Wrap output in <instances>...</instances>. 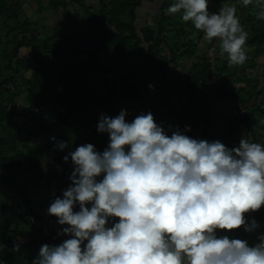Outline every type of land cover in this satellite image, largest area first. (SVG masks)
<instances>
[{"label": "clouds", "instance_id": "obj_1", "mask_svg": "<svg viewBox=\"0 0 264 264\" xmlns=\"http://www.w3.org/2000/svg\"><path fill=\"white\" fill-rule=\"evenodd\" d=\"M209 4L173 0L167 13L218 40L229 64L244 65L248 33L236 8L213 12ZM57 106L31 111L45 116ZM128 115H99L97 132L108 137L102 151L92 143L73 150L51 137L72 166L70 184L46 210L64 226L57 232L63 239L42 244L31 264H264V232L252 244L231 234L261 227L245 214L264 206V143L243 135L229 148L187 135L190 125L166 129L151 111Z\"/></svg>", "mask_w": 264, "mask_h": 264}, {"label": "trees", "instance_id": "obj_2", "mask_svg": "<svg viewBox=\"0 0 264 264\" xmlns=\"http://www.w3.org/2000/svg\"><path fill=\"white\" fill-rule=\"evenodd\" d=\"M141 1L49 0L48 9L61 12L62 24H66L68 18L73 20L75 30L69 36L57 30L42 36L45 25L40 26L41 23L32 20L25 11L27 5L32 8L38 0H0V19L8 29L6 34L0 33V53L7 57L0 59V86L19 81L20 66L45 78L46 95L55 93L68 103L75 101L95 128L101 113L115 116L118 104L127 106L140 102L165 128L166 123L181 129L190 125L191 131L186 134L193 138L220 140L229 148L237 146L240 140L236 139L237 133H245L250 125L249 118L264 115V19L260 18L264 13V0H253L247 6L242 0H210L209 10L213 12L225 4L235 3L240 23L248 33V59L242 66L229 64L227 55L221 54L218 40L204 39L203 33L194 29L190 22L182 21L179 13L169 15L167 8L173 0H160L161 17L153 24L145 23L139 30L135 9ZM244 11L246 13L242 14ZM128 14L129 19L125 17ZM205 41L213 42L214 46L215 64L209 66ZM5 43H9L7 46L17 43L19 50L28 49L26 60L17 64L18 55H8V49L3 47ZM199 47L202 55L195 53ZM106 53L113 61L109 65H103L104 60H101ZM75 56L80 59L73 61ZM183 60L190 61L183 66ZM99 62H103L102 68ZM180 67L187 72L183 83L170 79L171 72ZM204 70L215 76L214 83L200 79L201 84L194 87L192 80ZM107 74L112 75L111 81L105 78ZM149 84L154 85V89H150ZM105 88L107 91L103 90ZM199 91L204 93L203 101L210 103H207L210 107L207 110L194 100ZM9 92L2 94V100ZM181 95L184 98L179 104L181 109L173 111L172 106ZM182 109L188 112L181 114ZM203 117L208 121L206 131L202 130ZM98 136L108 142L106 134L97 132ZM69 140L67 137L66 141ZM12 198L20 208L24 225L36 230L38 238L42 236L43 239L44 230L37 220L38 212L31 206L30 196L24 197L23 191H16ZM261 209L256 211L255 220L260 219ZM242 227L236 230L243 236ZM20 234L16 228L10 230L0 226V261L6 257L7 250L14 247L4 246L17 241Z\"/></svg>", "mask_w": 264, "mask_h": 264}, {"label": "crops", "instance_id": "obj_3", "mask_svg": "<svg viewBox=\"0 0 264 264\" xmlns=\"http://www.w3.org/2000/svg\"><path fill=\"white\" fill-rule=\"evenodd\" d=\"M43 7L44 5H40L39 2L32 5V9L40 11L37 12L38 16L45 15L48 18L43 21L36 17L38 18L36 21L41 20V24L48 22V25L52 23L49 22L50 19L57 22L58 15L52 17L53 14L49 12L50 10L43 11ZM135 10L136 26L139 30L145 23L153 24L161 17L158 0H142ZM125 17L130 18L129 14ZM30 18L35 19V16ZM66 20L73 23V20L69 18ZM2 21L0 19V33L4 35L8 29ZM62 21L63 18L60 25H63ZM55 24L51 27L47 26V28L45 26L42 29V34L47 35L55 32L57 28L60 31L59 25ZM67 27L69 29L66 36H69L75 30V26ZM6 44L9 43H5L3 47L8 49V55H18L15 60L17 64L26 60L25 56L29 53L28 49L19 50L17 43L8 46ZM5 58L7 57L0 53V59ZM18 69L19 81L16 80L15 83L17 89L10 91L9 94H4V100L0 103V226L10 230L16 228L21 233V237L18 238V243L11 250H7V255L4 260L0 261V264H31L42 244H57L63 239V237L57 236V232L64 226L58 225L57 218L47 215L46 210L49 207L50 198L61 196L62 190L70 184L68 177L72 171V166L71 161L64 162L62 159L67 149L63 152L56 150L51 137L54 136L57 142L66 141V138L70 137L68 142L72 144L69 143L73 150L85 143L94 144L100 151L107 146L103 136L97 137V129L91 121L85 119V115L75 101L68 103L61 99L62 96L55 93L48 94L50 97H47L48 95L44 93L46 82L44 77L38 73L27 71L23 67L20 69V66ZM205 71L199 75L196 74L192 82L199 86V83L201 84L200 79L214 81L215 76ZM42 104H56L58 106L54 111L44 113L45 116L32 113L31 107ZM134 105L137 106L135 103L127 106L118 104L117 106L127 109L130 117L138 110L147 113L143 104H140V109ZM61 108L66 110L65 113L59 110ZM208 113L210 115V112ZM205 119L203 117L201 122L204 131H206L205 126L207 124ZM249 121L255 126L251 134L249 135V132L245 130V133H237L240 137L236 136V139H241L243 135H246L247 139L259 142L258 139L264 137V115L251 117ZM169 125L166 123V129ZM205 135H207L206 132ZM16 191H23L24 197L30 196L31 206L34 211L38 212L37 220L41 221L44 230L43 239H41L42 236L38 238V232L30 226H25L20 219V208L12 198ZM255 213H246L245 216L254 218ZM260 213H262L260 219L256 220L261 225L259 229L249 236L246 234L242 236L238 230L233 235L248 240L250 244L255 243L256 235L259 232H264V206H262ZM53 226H57L58 229L53 230Z\"/></svg>", "mask_w": 264, "mask_h": 264}, {"label": "rangeland", "instance_id": "obj_4", "mask_svg": "<svg viewBox=\"0 0 264 264\" xmlns=\"http://www.w3.org/2000/svg\"><path fill=\"white\" fill-rule=\"evenodd\" d=\"M38 2L39 3H41L42 5H44V9H48L49 8V0H38ZM158 4L160 5L161 4V1L159 0L158 1ZM226 6H233V7H235V3L234 2H231V3H228V4H225L223 7H226ZM71 10L73 9L71 6L69 7ZM26 14L28 15V16H30V17H34L35 16V19H32V20H37L38 18H36V17H39L41 20H46V19H48V18H46L45 17V15H40V16H38V13L37 12H40V11H35V9H32L31 7H29L28 5H27V7H26ZM50 13H52L51 15H52V17H56L57 15V22L54 20V19H50V21L49 22H52V23H50L49 25H48V22L47 23H42V24H40L41 23V20H38V22H39V24H40V26H42V25H45V26H51V25H54L55 23L56 24H58L59 25V28H60V31H58V28H57V31L61 34V35H67V33H68V27L67 26H73V23L71 22V21H67V24H63V25H60V22H61V20H62V14H61V12H53V10H51V8H50V11H49ZM246 13V11H244V12H242V14H245ZM59 16H60V18H59ZM149 19V18H148ZM128 21V20H127ZM55 24V25H56ZM67 25V26H66ZM49 32V31H48ZM42 36H45L44 34H42ZM213 44V42H209V44H208V41H205V45H207L208 46V49H207V52L205 53V55H207V57H208V62L206 63L208 66L210 65V64H215V59H213V55H212V53H213V48H214V46L212 45ZM195 53H198V54H203V50H202V48L201 47H199V48H196L195 49ZM106 56V57H105ZM105 56H102V60H104V64H107V65H109V64H111L113 61L111 60L112 58H108L109 56L107 55V54H105ZM73 59V61H76V60H79L80 59V56H75V57H73L72 58ZM190 60H183V61H181L182 62V65L184 66L185 65V62H189ZM103 64V65H104ZM189 64V63H188ZM102 63L101 62H99L98 63V66L99 67H101L102 68ZM171 77H170V79L172 80V79H175L177 82H179V83H183L184 81H185V79H186V76H187V72H186V70H184L182 67H180L179 69H177L175 72H171ZM112 75H110V74H107L106 75V77L105 78H107V80H109V81H111V79H112V77H111ZM165 79H167V78H165ZM212 79H214V78H212ZM197 82V81H196ZM211 82L212 83H214V81H212L211 80ZM193 83V82H192ZM95 86H96V83H95ZM180 87H182V86H180ZM184 87H187V86H184ZM194 87H197V85L196 84H194ZM201 88H203V90L206 92V90H205V88L204 87H201ZM119 89V88H118ZM104 91H107V89L105 88V89H103ZM203 95H204V93L203 92H201V94H200V91H199V93L197 94V95H194V100L196 101V103L200 106V107H202L203 109H205V110H207V109H209L210 107L207 105V103H209V102H204L203 101ZM179 98L177 99L176 98V101H175V103H174V106H172V109H173V111H175V108H176V111L179 109V104L181 103V102H183V100H184V98H183V95H181V96H178ZM140 102H138L136 105L137 106H135L134 105V107H138V109H140ZM210 104V103H209ZM225 108V106L223 105L222 107H221V109L223 110ZM122 109H124L123 107H116L115 108V110H114V112L116 111V112H120ZM181 109V108H180ZM179 109V110H180ZM178 110V111H179ZM147 112H149V110L147 109ZM186 112H188V110L187 109H182V113L181 114H184V113H186ZM241 113H242V111H240ZM138 114H140V112H139V110H138V112H134L133 113V115L130 117V114L127 116V119H133L136 115H138ZM242 115H244V114H242ZM129 120V121H130ZM202 120V119H201ZM252 121H255V120H253L252 119ZM208 121H206V123H207ZM254 125H252V124H250V125H248V128H246V132H249V135L251 134V132H252V130L254 129ZM237 136L238 137H240V135L239 134H237ZM259 140V142L260 143H264V137H263V139H258ZM256 141H257V139H256ZM242 230H243V227H242ZM246 233H244V235H245ZM247 236H249L250 234L248 233V234H246Z\"/></svg>", "mask_w": 264, "mask_h": 264}, {"label": "built area", "instance_id": "obj_5", "mask_svg": "<svg viewBox=\"0 0 264 264\" xmlns=\"http://www.w3.org/2000/svg\"><path fill=\"white\" fill-rule=\"evenodd\" d=\"M16 87H17V85H15V84L4 85L3 87L0 86V103H1V101H2V94H3L5 91H7V90H15ZM48 108H49V107H45V108H43V109L47 111ZM40 110H41L40 108H35V109H34L35 112H40ZM69 151H73V150H69ZM52 199H53V198H52ZM52 199H50V201H49V205H50ZM53 229H57V226H54ZM16 243H17V241H13V243H9V244L5 245L4 247L7 248L8 246H14Z\"/></svg>", "mask_w": 264, "mask_h": 264}]
</instances>
